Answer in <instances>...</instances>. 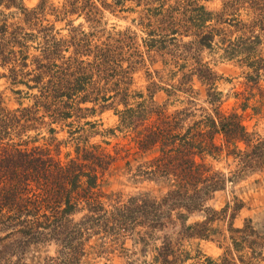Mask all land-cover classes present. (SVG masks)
I'll list each match as a JSON object with an SVG mask.
<instances>
[{
  "label": "trees",
  "instance_id": "trees-1",
  "mask_svg": "<svg viewBox=\"0 0 264 264\" xmlns=\"http://www.w3.org/2000/svg\"><path fill=\"white\" fill-rule=\"evenodd\" d=\"M106 12L130 24L109 30ZM205 53L237 62L248 88L259 87L264 0H0V264H87L92 254L128 251V240L136 248L128 264L264 260V231L251 219L235 225L245 202L209 205L230 183L264 171V132L250 129L246 115L261 107L247 94L239 108L224 109L222 76ZM143 69L147 93L133 89ZM177 101L184 106L171 109ZM111 109L118 123L104 128L93 117ZM119 134L132 147L110 150L108 138ZM131 157L144 159L133 182L153 183L160 195L105 190L120 159L133 171ZM223 158L234 168L210 161ZM194 214L202 218L189 222ZM192 239L219 242L224 252L192 254ZM50 244L53 255L28 257Z\"/></svg>",
  "mask_w": 264,
  "mask_h": 264
},
{
  "label": "rangeland",
  "instance_id": "rangeland-1",
  "mask_svg": "<svg viewBox=\"0 0 264 264\" xmlns=\"http://www.w3.org/2000/svg\"><path fill=\"white\" fill-rule=\"evenodd\" d=\"M40 0H24V3L28 7H34L38 4ZM56 3L62 2L63 0H52ZM217 4L213 3L210 4L211 7H215ZM84 19L81 17L75 21V25H78L80 22H83ZM104 22L106 23V27L111 30L114 26L117 28H124L125 26L129 25L130 22L120 15H115L111 12H106ZM65 22L58 23L57 28L64 27ZM85 28L89 30L88 24H85ZM68 31L67 29H63L62 33L66 34ZM217 57L215 54H208L205 53V60H208L214 65V69L216 72L222 76L221 79L218 80V88L223 92L222 100L223 108L226 110H232L234 108H239V104L244 100V96L247 94L253 95L252 99L250 100V104L255 105L260 108V113L253 116V111L251 109L247 112V124L249 125L250 129L258 130L260 132H264V76L260 80L259 87H255L253 91L252 88H248L249 85L246 84V79L244 77L243 72L245 69L240 66L237 62L234 61H223L217 60L214 62L213 59ZM160 68V64L151 65V70ZM157 80V78H154ZM149 84V78L146 76V73L143 70L139 71L135 75V84L133 85V89L140 91L143 90L147 93L146 86ZM5 87L4 80H0V91ZM195 89L200 90L202 92L201 95L198 96V103L201 105H206L203 100L206 98V90L204 87L200 85L199 82L195 81ZM183 96H181L182 99ZM167 98L166 94L163 91L157 92L155 95V99L159 102H163ZM261 101V102H260ZM184 106V103L177 101L171 109L179 108ZM95 119H101L104 123V128H111L115 127L118 123V116L114 113V110H106L100 115L93 117ZM66 132H62L59 135V138H66ZM103 139L100 136L95 137L92 141H100ZM106 139V138H105ZM111 141V144L108 146L110 150H114V146L117 142L124 147H132V145H128V139L123 138L122 134H119L117 138H108ZM43 143V141H41ZM63 156L72 150V147H63ZM124 155V153H123ZM131 157L132 160V168L133 171L128 173L127 167L125 165V161L120 159L118 164L121 166L119 169L115 170L116 175L111 177L108 185L105 187L107 192H119L122 191L125 194H133L139 191H149L153 195H160L161 192L159 187L154 185L153 183L144 181L134 183L131 179L132 173L135 172L136 167L140 162L144 159L139 158V161H135ZM212 163L216 166V168H220L226 172L234 168L232 164V160H226L225 158L221 159L220 161H213L210 159ZM120 170V171H119ZM233 196H238L245 202V208L241 210L238 214L235 225L236 226H243L244 222L247 219H251L253 223L263 232L264 231V171L256 172L254 174H250L235 184H229L226 190L219 191L215 194L214 198L210 200L209 205L215 208H221L225 205L227 200L233 199ZM202 216L200 214H194L191 216L189 222H193L195 220L201 219ZM160 240L154 241V244H159ZM186 248L188 250H192V254L197 253L198 251L202 252L205 256L211 257L213 259L219 258L223 252L224 248L219 246V242L210 239H192L190 241H186ZM126 250L125 252L115 251L112 254H107L104 256L97 257L96 255H90L87 258V264H128L127 261L129 260L126 257V254L132 252L136 248L132 245V241L128 240L127 244L125 245ZM55 252V246L50 244L46 246H39L37 250L33 249L32 252L28 255L29 258H32L33 255L36 256H46V255H53ZM133 259H138L139 262L142 261L144 258L141 257L139 254L134 256ZM147 260L150 259V256L145 258ZM259 264H264V260Z\"/></svg>",
  "mask_w": 264,
  "mask_h": 264
}]
</instances>
